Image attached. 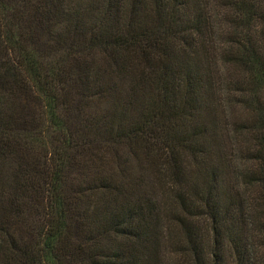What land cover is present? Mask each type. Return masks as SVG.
I'll return each instance as SVG.
<instances>
[{
	"label": "trees",
	"instance_id": "trees-1",
	"mask_svg": "<svg viewBox=\"0 0 264 264\" xmlns=\"http://www.w3.org/2000/svg\"><path fill=\"white\" fill-rule=\"evenodd\" d=\"M27 3L0 0V264H264V0Z\"/></svg>",
	"mask_w": 264,
	"mask_h": 264
},
{
	"label": "rangeland",
	"instance_id": "rangeland-1",
	"mask_svg": "<svg viewBox=\"0 0 264 264\" xmlns=\"http://www.w3.org/2000/svg\"><path fill=\"white\" fill-rule=\"evenodd\" d=\"M10 3L13 4L14 12L16 13V17L20 19L21 26L25 25L26 23H31L34 19V21L37 23L38 18H36L37 15H41L42 13L46 12V8L41 5V3L32 4V6L29 8V11L26 10L27 6H30L31 3H27V0H8ZM35 22L32 23L31 28L35 27ZM31 36V35H30ZM42 41H45V38H42ZM58 62V50L55 52V57L50 59V63ZM23 109L18 111V116H15L14 120V126L15 129L23 128L22 126H26V128L29 131H35L42 133L44 131V109L42 105H39L38 102L33 98H27L23 99L22 102ZM9 104L1 105V109L4 112H7V110L10 109ZM19 125V126H18ZM37 133V134H39ZM36 154L39 156L40 152L36 149ZM79 169L77 170V167L73 166L69 168L67 173V187H70V183L76 184L78 180H81L79 176Z\"/></svg>",
	"mask_w": 264,
	"mask_h": 264
}]
</instances>
